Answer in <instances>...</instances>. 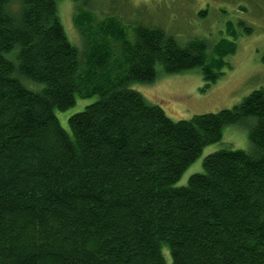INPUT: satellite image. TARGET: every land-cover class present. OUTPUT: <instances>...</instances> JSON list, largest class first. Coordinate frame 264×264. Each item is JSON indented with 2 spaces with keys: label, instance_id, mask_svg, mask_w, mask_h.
<instances>
[{
  "label": "trees",
  "instance_id": "16d2710c",
  "mask_svg": "<svg viewBox=\"0 0 264 264\" xmlns=\"http://www.w3.org/2000/svg\"><path fill=\"white\" fill-rule=\"evenodd\" d=\"M71 1L81 50L57 0H0V264H165L163 245L172 264H264V89L174 121L129 87L158 69L215 82L253 26L226 21L212 44L180 42ZM92 96L68 117L70 137L55 109ZM227 125L247 128L250 150L210 153L174 187Z\"/></svg>",
  "mask_w": 264,
  "mask_h": 264
},
{
  "label": "rangeland",
  "instance_id": "374dc122",
  "mask_svg": "<svg viewBox=\"0 0 264 264\" xmlns=\"http://www.w3.org/2000/svg\"><path fill=\"white\" fill-rule=\"evenodd\" d=\"M262 1V0H261ZM85 3L97 20L108 16L116 17L128 33L136 24L150 25L164 29L178 41L190 38H204L209 44L227 36L226 21L235 23L244 19L253 26V33L236 38L235 53L228 57L230 68L215 82L204 81L198 68L180 73L164 74L158 69L153 82H134L129 87L137 91L149 103L162 108L171 120H187L196 114L215 113L238 105L252 91L264 89V2L263 8L254 7L258 0H248L249 9L241 12L233 0H79ZM83 3V4H84ZM247 4V5H248ZM57 15L68 41L78 50L83 49L82 38L73 24L75 3L71 0H57ZM37 89L40 85H27ZM97 96L76 98L75 104L67 110L55 109L61 127L71 137L68 117L82 111ZM242 150L248 152L250 143L247 128L239 125L224 127L219 141L206 146L201 155L191 163L180 179L173 184L181 187L187 184L194 173L203 172L205 156L219 150ZM165 264H172L165 245L161 248Z\"/></svg>",
  "mask_w": 264,
  "mask_h": 264
}]
</instances>
